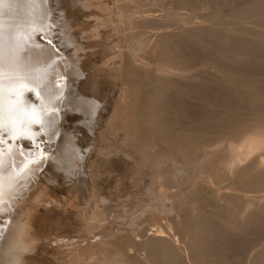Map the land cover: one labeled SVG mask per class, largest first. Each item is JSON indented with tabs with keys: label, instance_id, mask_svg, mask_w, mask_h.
I'll list each match as a JSON object with an SVG mask.
<instances>
[{
	"label": "bare ground",
	"instance_id": "6f19581e",
	"mask_svg": "<svg viewBox=\"0 0 264 264\" xmlns=\"http://www.w3.org/2000/svg\"><path fill=\"white\" fill-rule=\"evenodd\" d=\"M60 2L59 52L55 0H0L42 123L9 132L6 95L0 241L21 216L28 264H264V0Z\"/></svg>",
	"mask_w": 264,
	"mask_h": 264
},
{
	"label": "snow or ice",
	"instance_id": "6c2138e0",
	"mask_svg": "<svg viewBox=\"0 0 264 264\" xmlns=\"http://www.w3.org/2000/svg\"><path fill=\"white\" fill-rule=\"evenodd\" d=\"M30 40L31 37L27 34H12L5 41L3 28L0 26V144L4 142L6 95L10 101L8 115L9 132L16 130V119L14 117L19 119L21 128L36 125L42 127L41 121L33 118V113L30 111H21L24 104L17 102L14 107L11 105V99L13 97L26 98V94L29 91L33 92L37 97L40 95L34 88H29L28 83H26L30 79V76L27 72L28 65L25 63L24 53L31 47ZM33 71L36 70L33 69ZM34 79H39V77H35ZM21 138L32 139V137H25L23 133H21ZM2 179V174H0V181Z\"/></svg>",
	"mask_w": 264,
	"mask_h": 264
},
{
	"label": "clouds",
	"instance_id": "9594fccd",
	"mask_svg": "<svg viewBox=\"0 0 264 264\" xmlns=\"http://www.w3.org/2000/svg\"><path fill=\"white\" fill-rule=\"evenodd\" d=\"M34 227L19 216L10 233L0 241V264H28L26 257L34 254L38 244L32 239Z\"/></svg>",
	"mask_w": 264,
	"mask_h": 264
},
{
	"label": "rangeland",
	"instance_id": "374dc122",
	"mask_svg": "<svg viewBox=\"0 0 264 264\" xmlns=\"http://www.w3.org/2000/svg\"><path fill=\"white\" fill-rule=\"evenodd\" d=\"M57 3H59V4H57ZM182 10L184 9V8H181ZM61 2H60V0H55V7H54V18H55V24H53L52 25V27L54 28V32H53V35H54V43H51L52 45H55V50L57 49V51H61V43H59V42H61V39H59V36H60V38H61V21H60V18H61ZM162 10V9H161ZM160 9H158V11H161ZM182 10L180 11V13L182 12ZM187 12V10H183V12ZM181 13V14H184V13ZM185 12V13H186ZM56 35V36H55ZM59 35V36H58ZM42 38V37H41ZM43 40H46V41H48L49 39H44L43 38ZM51 40H49L48 42H50ZM57 41V42H56ZM59 41V42H58ZM59 49V50H58ZM112 86L110 85L108 88H111ZM79 137L81 138H79L82 142H86V141H88L87 140V138H89V137H85V135L84 134H82L81 133V135L79 134ZM43 142H41L43 145L45 144V143H47L46 142V140L44 139V140H42ZM44 141H45V143H44ZM54 149V148H53ZM44 166H46L45 168H41L40 170H42V172H40V174H42V173H49L50 171H52L53 170V168H52V165L49 163V161L46 163V165H44ZM50 169V170H49ZM49 170V171H48ZM53 175H54V177H56V175H55V173H53ZM52 176V175H51ZM57 180H59V181H56V182H52L51 183V189H49V196L51 197H48L47 199L45 198L44 199V205H48L49 207H51V206H53V204H56V203H59V202H61V196H62V194L64 193V189L62 190L60 187H61V180H60V178L59 177H57ZM50 190H51V192H50ZM57 199V200H56ZM60 200V201H59ZM47 201V202H46ZM52 201H53V203H52ZM54 202H56V203H54ZM114 202H116V204L114 203ZM46 203V204H45ZM48 203H50V204H48ZM112 203H114V204H111V206L112 205H115L116 206V209H118L117 207H119L120 206V208L118 209V211L120 210V212H121V207H123L124 205L123 204H121V203H119L117 200H114ZM119 205V206H118ZM115 206H112V207H114L115 208ZM47 207V206H46ZM45 213H47L46 212V210H45V212H43V214H45ZM49 213V212H48ZM57 215V214H56ZM51 217V216H50ZM53 217V216H52ZM60 218V219H59ZM54 219H56V220H54ZM52 218V219H48L47 220V224L48 223H50L51 224V222L53 221V223L52 224H54L55 223V221H58V220H60L61 221V215H57L56 216V218ZM4 220V219H3ZM49 220H50V222H49ZM52 220V221H51ZM46 221H44V223H45ZM46 223H45V225H47ZM49 224V225H50ZM48 225V227L46 226L45 228L47 229V230H45V232H46V234H48L49 232H50V234H51V236H54V234H56V232H53L54 230H53V228L52 227H50ZM48 228L50 229V230H48ZM49 231V232H48ZM53 232V233H52ZM53 234V235H52Z\"/></svg>",
	"mask_w": 264,
	"mask_h": 264
}]
</instances>
